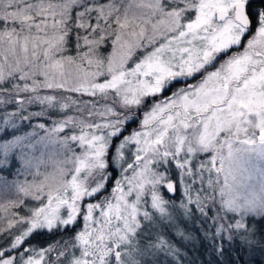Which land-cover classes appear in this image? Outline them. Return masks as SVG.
<instances>
[{
    "label": "snow or ice",
    "instance_id": "6c2138e0",
    "mask_svg": "<svg viewBox=\"0 0 264 264\" xmlns=\"http://www.w3.org/2000/svg\"><path fill=\"white\" fill-rule=\"evenodd\" d=\"M249 4L0 0V107L16 105L4 123L45 121L0 149H53L17 185L16 199L0 204V235L10 237L0 264L178 258L166 229L194 239L181 221H199L207 264H224L225 243L232 247L236 236L249 255L264 257V227L245 222L264 220V169L258 191L237 180L247 171L244 153L264 161V7L245 41ZM73 230L43 248L25 246L33 234Z\"/></svg>",
    "mask_w": 264,
    "mask_h": 264
},
{
    "label": "rangeland",
    "instance_id": "374dc122",
    "mask_svg": "<svg viewBox=\"0 0 264 264\" xmlns=\"http://www.w3.org/2000/svg\"><path fill=\"white\" fill-rule=\"evenodd\" d=\"M103 49V48H102ZM105 54H107L110 51V45L106 46V49L102 50ZM223 59V58H222ZM169 92H166L165 95H168ZM84 99H88V97H84ZM151 101H149V104ZM148 105H146L144 108H142L141 113L146 110ZM40 108L37 106L33 111H39ZM13 113V112H10ZM139 115V114H138ZM5 116L0 117V135L1 133L8 132L5 134V137H0V144H4L7 141L14 140L18 136H25L27 133L32 132L33 128L30 126V124H23L24 121H19L16 119L10 120L8 124L4 123ZM13 123L16 125L13 127ZM36 123H43L41 122H34L31 125H34ZM139 125V119H136L134 121H131L127 125V130L125 131V135L129 134L133 129H136ZM40 135H43L42 132L39 133ZM35 138H33L34 142ZM53 151L52 147L49 148H43L42 146H37L34 150H29L27 148L21 149L19 148H13L11 149L7 154L4 153L2 149H0V200H11L16 199L18 193H17V185L19 183H23L25 181H31L32 176L31 173L36 171V168L34 167L37 163H39L40 159H43L45 162L49 160V154ZM43 153V155H42ZM226 154V149H225ZM130 155V154H129ZM26 161H31V165H26ZM2 167H9V169H4ZM241 167L243 169H246L247 171H238L237 172V180L238 182L244 186L242 190H247L249 186L255 188V190H259V172L257 169H264V161L259 160L254 153H244L243 159L241 161ZM48 170H51L50 168ZM40 171H45L44 165H41ZM117 175V172L113 171V176L115 177ZM251 175L252 179H248V176ZM223 177H221V180ZM112 184L108 185L109 190L111 189ZM177 196H179V192L177 193ZM219 199V197H217ZM27 204H31L32 201L26 200ZM5 202L0 201V204H3ZM216 207H219L217 204ZM16 211L24 212V209H16ZM24 214H27L26 212ZM232 215V214H230ZM238 218V217H237ZM6 227V225H4ZM77 228L80 227L79 224L76 225ZM180 227L185 229L186 231L189 230H195L196 222H180ZM198 229V228H197ZM74 231H67L65 233L62 232L61 235H58L52 239H45L46 243L43 247L54 243L57 240H63L66 239L74 234ZM47 233V232H46ZM61 233V232H60ZM166 234L168 237L172 238L176 237L174 234V229H166ZM5 238L3 240H0V247H3L5 245L10 244V237L7 236V234L4 235ZM178 238V237H176ZM179 239V238H178ZM181 243H184L185 241H182L179 239ZM194 242L197 243L198 240H194ZM32 245L39 248L35 244H28L25 243V246ZM20 251H23L21 248ZM56 253H52L50 256V259H54ZM142 260V264H173V261L175 258L166 256L165 253L160 252L153 255H145L140 258Z\"/></svg>",
    "mask_w": 264,
    "mask_h": 264
},
{
    "label": "trees",
    "instance_id": "16d2710c",
    "mask_svg": "<svg viewBox=\"0 0 264 264\" xmlns=\"http://www.w3.org/2000/svg\"><path fill=\"white\" fill-rule=\"evenodd\" d=\"M100 2H107V0H100ZM2 27H3V23L0 22V28ZM104 49H106V47H104L102 50ZM71 54L75 55L74 47L71 49ZM36 107L37 105H33L30 107L29 110L33 111V109H35ZM15 111H16L15 103H11L6 106L0 107V117ZM141 111L142 109H140V112ZM41 121L45 122L43 119H39V120L34 119L31 122L24 121L23 124H33L34 122H41ZM7 133L8 132L1 133L0 137L2 136L5 137V134ZM2 168L3 170L4 169L11 170L9 167H2ZM0 201L6 202L7 200H0ZM213 214H214V210L210 206L209 215H213ZM195 222H196V227L198 229L196 228L195 230H191V232L194 236V240H198L197 243L194 242L193 239L191 241L181 243V241L178 238L176 237L172 238V242L175 243L181 249V256L174 259V260H179L180 264H207V262L210 259H212V257L209 256L208 253L204 251L205 245L199 241V235H200L199 221H195ZM245 222L248 223L249 228L264 227V220H261L260 217L258 216L257 217L246 216ZM61 234L62 232L60 233L59 231L53 232L51 234L48 232L47 233L40 232L33 234V236L29 238L25 243L35 244L39 247H43L46 243L45 239L47 238L52 239ZM4 238H5L4 235H0V240H3ZM169 239L171 240L170 236ZM225 247H226V253L225 256L223 257L224 264H235V262H237L238 256L240 258L241 264L242 262H246V261H255V264H261V261L264 260V257H261L259 252L249 255L247 249L240 243L239 236H236L235 242L232 247H229L227 245V242L225 243Z\"/></svg>",
    "mask_w": 264,
    "mask_h": 264
},
{
    "label": "flooded vegetation",
    "instance_id": "af4514ba",
    "mask_svg": "<svg viewBox=\"0 0 264 264\" xmlns=\"http://www.w3.org/2000/svg\"><path fill=\"white\" fill-rule=\"evenodd\" d=\"M264 7V0H250V4H249V7H248V11H249V14L251 16V19H252V31L248 34V37L245 38V41L247 38H249L252 34H254L255 32V27H256V17L255 15H253L254 11L256 9H259V8H262ZM233 51H235V49H233ZM223 57H221L222 59Z\"/></svg>",
    "mask_w": 264,
    "mask_h": 264
}]
</instances>
